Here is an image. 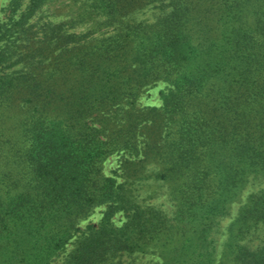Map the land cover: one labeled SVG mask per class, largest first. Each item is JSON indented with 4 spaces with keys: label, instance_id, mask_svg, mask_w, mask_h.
Wrapping results in <instances>:
<instances>
[{
    "label": "trees",
    "instance_id": "16d2710c",
    "mask_svg": "<svg viewBox=\"0 0 264 264\" xmlns=\"http://www.w3.org/2000/svg\"><path fill=\"white\" fill-rule=\"evenodd\" d=\"M46 1L9 0L0 20V264H49L99 204L60 264H264V188L220 249L213 235L264 180V0H79L68 23L30 22ZM157 81L159 106H137ZM148 180L169 216L135 193Z\"/></svg>",
    "mask_w": 264,
    "mask_h": 264
},
{
    "label": "rangeland",
    "instance_id": "374dc122",
    "mask_svg": "<svg viewBox=\"0 0 264 264\" xmlns=\"http://www.w3.org/2000/svg\"><path fill=\"white\" fill-rule=\"evenodd\" d=\"M9 0H0V20L2 19V12L4 6L7 4ZM25 0H23V4ZM79 0H47L40 8L36 11L34 16L30 18V22L41 23L43 21H51V22H65L67 23L73 18V15L79 5ZM150 5H147L145 8L141 10L140 13L135 14L137 18L151 21L153 16L156 13L155 8H150ZM93 26V21H88L81 24H75L72 27V30L75 32H82L85 31ZM167 89V84L162 81H157L141 90L139 96L136 100L137 106H159L160 98L159 93L165 91ZM121 161V156L119 152H113L109 154L102 163V173L107 176H111L112 173L116 170L118 172V166ZM148 169L151 168V164L146 165ZM252 176L248 177V181L245 183L244 187L240 190L237 194L236 199L230 203L228 214L221 218L218 223V232L214 233V238L217 241V248H221V242L225 239V231L227 224L233 219L237 208L242 204L244 201L245 196L251 192L255 191L259 188H264V180L258 181L253 180ZM118 179V177H117ZM147 185H143L135 193L139 198H144L145 203L152 204L166 213L167 216L170 215L172 210L171 202L167 196V188L166 185L161 183L160 181H150L148 180ZM104 210V206L99 204L93 206L89 212L80 217L76 220V227L77 230L73 231L72 236L68 240L65 246V251H63L57 258L51 261L49 264H60L61 258L67 250L70 249L72 246V242L74 241L75 237L78 236L80 230H83L88 225L95 226L100 221L102 216V211ZM110 221L114 225H119L122 221V216L119 213H115L111 218ZM264 230V228H263ZM264 233H257L256 237H252V241L254 244L258 241L259 238L263 237ZM219 253V252H218ZM151 258V261L158 260L159 258L156 256L154 257L150 254H146L143 257L135 258V262L139 264H144ZM122 260L128 261L129 259L125 256L121 258ZM149 264V263H148Z\"/></svg>",
    "mask_w": 264,
    "mask_h": 264
}]
</instances>
